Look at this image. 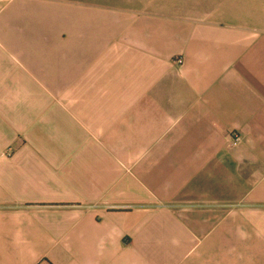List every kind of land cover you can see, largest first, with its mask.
Wrapping results in <instances>:
<instances>
[{"label":"crops","instance_id":"crops-1","mask_svg":"<svg viewBox=\"0 0 264 264\" xmlns=\"http://www.w3.org/2000/svg\"><path fill=\"white\" fill-rule=\"evenodd\" d=\"M0 264H264V0H0Z\"/></svg>","mask_w":264,"mask_h":264},{"label":"built area","instance_id":"built-area-1","mask_svg":"<svg viewBox=\"0 0 264 264\" xmlns=\"http://www.w3.org/2000/svg\"><path fill=\"white\" fill-rule=\"evenodd\" d=\"M178 62H179V63H181V62H182V60H181V59H179V60H178Z\"/></svg>","mask_w":264,"mask_h":264}]
</instances>
